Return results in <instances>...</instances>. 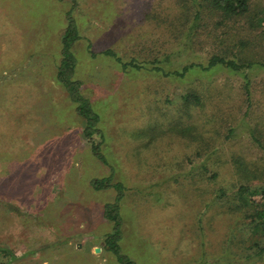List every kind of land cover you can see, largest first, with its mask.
Returning <instances> with one entry per match:
<instances>
[{
  "label": "rangeland",
  "instance_id": "1",
  "mask_svg": "<svg viewBox=\"0 0 264 264\" xmlns=\"http://www.w3.org/2000/svg\"><path fill=\"white\" fill-rule=\"evenodd\" d=\"M200 4L190 31L191 0H0L2 264H120L105 246L116 191L91 185L110 175L127 188L119 244L136 264H264V230L252 232L254 210L237 196L264 186V0L231 19ZM68 13L82 36L75 77L101 117L109 165L55 81ZM108 49L143 68H123ZM214 55L254 65L173 74ZM189 92L201 104L184 102ZM178 121L195 138L172 132Z\"/></svg>",
  "mask_w": 264,
  "mask_h": 264
},
{
  "label": "trees",
  "instance_id": "2",
  "mask_svg": "<svg viewBox=\"0 0 264 264\" xmlns=\"http://www.w3.org/2000/svg\"><path fill=\"white\" fill-rule=\"evenodd\" d=\"M196 6V11L194 14V25L202 17V5L200 0H191ZM209 9L212 12L220 13L224 18H235L240 16H247L251 11V0H208ZM68 24L61 37V58L56 67L55 72V81L62 87L65 91L69 101L75 105V110L77 115L83 120L82 136L90 144L91 149L95 157L104 165H109L108 160L103 153L102 143L104 141L105 135L100 126L101 117L93 107L91 100L85 96L82 88V82L75 77L76 68L78 64V57L74 51L75 44L81 40L82 36L80 34L78 23L71 13H68ZM252 25H255L252 21ZM190 34V33H189ZM104 55L114 57L118 62L121 63L123 68L131 67L134 69H142L143 65L138 63L135 60L130 61L129 63L122 62V60L115 54L114 51L108 49L103 52ZM159 61H153L152 67L154 70L163 72L165 75H170L172 72L163 70L159 65ZM254 65V62H239L237 60L226 59L220 55H214L210 58L208 65L206 67L199 65H188L183 68V71L173 72V74L183 75L186 72L190 71L193 68L201 67L203 69H212L216 67H224L233 72H244V70L250 69ZM245 93L248 96L251 94L250 83L248 77L245 74ZM182 100L187 104H201L200 96L194 92L185 93L181 96ZM15 105L17 111V120L19 124H22L24 120H27L30 123V126L33 124L30 119L31 112H26V105L21 104L16 100ZM23 120V121H22ZM26 122V121H25ZM170 130L172 132H177L183 136H188L195 138L194 131L190 129L188 131L187 127L180 125V122H175L171 126ZM18 131V130H17ZM159 134L163 133L157 129L149 130V137L154 139ZM169 132V131H168ZM255 140L262 145V143L255 138ZM239 171L242 172V164L238 162ZM91 185L96 190L109 189L113 188L116 191V199L114 202H108L104 207V217L107 221L113 222L115 224V229L112 233L106 235L105 246L111 252H113L118 259L120 264H136L134 261L124 256L121 253V248L119 241L121 239V220H120V207L121 201L123 200L126 193V186L123 182L112 180L111 175L104 178H95L91 181ZM237 196L240 202V205L243 207H250L254 210L251 218L253 221V233L258 234L264 230V186L262 187H250L249 185H240L237 191ZM258 246V245H257ZM259 253L264 252V247L259 248ZM2 264V263H1Z\"/></svg>",
  "mask_w": 264,
  "mask_h": 264
},
{
  "label": "water",
  "instance_id": "3",
  "mask_svg": "<svg viewBox=\"0 0 264 264\" xmlns=\"http://www.w3.org/2000/svg\"><path fill=\"white\" fill-rule=\"evenodd\" d=\"M100 249L99 248H97V251H99Z\"/></svg>",
  "mask_w": 264,
  "mask_h": 264
},
{
  "label": "built area",
  "instance_id": "4",
  "mask_svg": "<svg viewBox=\"0 0 264 264\" xmlns=\"http://www.w3.org/2000/svg\"><path fill=\"white\" fill-rule=\"evenodd\" d=\"M0 264H1V261H0Z\"/></svg>",
  "mask_w": 264,
  "mask_h": 264
}]
</instances>
